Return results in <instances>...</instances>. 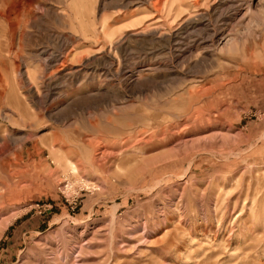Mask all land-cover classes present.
Listing matches in <instances>:
<instances>
[{
  "label": "rangeland",
  "instance_id": "obj_1",
  "mask_svg": "<svg viewBox=\"0 0 264 264\" xmlns=\"http://www.w3.org/2000/svg\"><path fill=\"white\" fill-rule=\"evenodd\" d=\"M80 1L0 0V264H264V0Z\"/></svg>",
  "mask_w": 264,
  "mask_h": 264
},
{
  "label": "bare ground",
  "instance_id": "obj_2",
  "mask_svg": "<svg viewBox=\"0 0 264 264\" xmlns=\"http://www.w3.org/2000/svg\"><path fill=\"white\" fill-rule=\"evenodd\" d=\"M85 1L86 0H82V1H80L79 2V4H78V9L79 10H82L83 8H84V3H85ZM240 1H242L243 2V0H240ZM112 2H114V0H112ZM125 2V0H121L120 1V3H124ZM141 2H143V3H148V4H150V7L152 8V10L153 11H157V3H154V2H156V1H154V0H141ZM225 2V0H222L220 3L221 4H223ZM238 6L236 7V8H238L239 7V4H237ZM216 8L214 7L213 8V10H215ZM151 12V11H150ZM198 14V13H197ZM133 15V13H121V15L120 16H118V17H116V18H113V22L114 23H118V22H120V21H122V20H125V19H128L129 17H131ZM76 17H78L79 18V24H80V26L83 28V29H85V22L88 20L87 18H86V16H84L83 14H82V12H76ZM78 18H76V20L78 19ZM206 20V18H205V13H201L200 12V14H198L196 17H193V16H191V15H189L188 14V16L187 17H185L184 18V16H183V18L181 17L180 19H179V25L176 27V29H175V31H174V33H170L169 35H168V37L167 38H163V33H161V32H159V29H163V28H165L164 26L165 25H167L165 22H163V24L162 23H160L159 22V20H155V22H157V23H155V22H152V23H148L147 24V22L146 23H143L142 25H140L138 28L141 30L140 32H138L137 31V35L139 36V37H133L134 36V32H132L131 34H133V36L132 35H126V39L124 38V41L122 42V41H120L121 40V37H116V38H114L115 37V33H117L116 31H114V29L111 27V25L110 24H108V23H103V24H101L100 25V27H98V26H96V24L97 23H95L94 21H92L91 23L92 24H94V28H95V32H94V34H95V40H93L94 42H96V44H97V48H95V49H92V50H90V51H88V54L89 55H94L95 53H98V51H101L102 52V50H103V48H102V46H104L105 44V42H103L100 38H104V39H106L107 40V43H109L108 45V47L109 48H111V49H109L110 51H108V55H100V57H98L96 60H95V58H94V63H101V64H106V63H109V64H112L113 63V61H114V59L116 60V56H115V52H118L119 54H121V55H123V54H125V52H126V50H127V48H128V46L129 45H132V43L133 44H135V43H142V42H144V41H147V39L148 40H152V42L154 43V42H156V43H160V42H169L173 37H175V36H177L178 34H180L181 32H186L188 29H190V28H194V27H196V26H199V25H202L203 23H204V21ZM130 25H132V24H130ZM129 25V26H130ZM118 30H120V31H122L123 29H118ZM194 30V29H193ZM116 35H118V34H116ZM136 35V36H137ZM146 36H148V37H146ZM125 37V36H124ZM150 42V41H149ZM104 44V45H103ZM105 47V46H104ZM129 49V48H128ZM86 55V54H85ZM64 58V57H63ZM58 61H60L59 63L63 66L65 63H66V59H61V55H57V56H55L54 57V61L52 60V62H48V61H44L43 63H44V70H49V69H51L52 70V67L54 66V64H56ZM53 62H54V64H53ZM92 63V62H91ZM114 64V63H113ZM56 66V65H55ZM54 66V67H55ZM59 66V65H58ZM57 66V67H58ZM61 66V67H62ZM65 66V65H64ZM110 66V65H109ZM112 66V65H111ZM60 67V68H61ZM122 68V67H121ZM126 70H128V69H126ZM71 71V70H70ZM69 71V72H70ZM110 71V70H109ZM47 73V72H46ZM123 73V72H122ZM45 74V73H44ZM48 75L47 76H45L44 77V75H42V78L44 77L45 79H43V82H41V85H42V83H44V86H45V88H47L48 90L50 89V86H51V83L55 80L54 79V77H53V71H51L50 73H47ZM65 74V73H64ZM124 74V73H123ZM122 74V75H123ZM58 76V75H57ZM52 77H53V79L54 80H52ZM2 78V77H1ZM41 78V79H42ZM57 78V77H56ZM3 80V79H2ZM42 81V80H41ZM35 90H36V88H35ZM52 90V89H51ZM48 92V91H47ZM11 94L12 93H10V91L8 92V93H4V91H2V93H0V98H2V97H4V98H6V99H11V101L13 102V100H12V97H11ZM37 94V93H36ZM44 94H45V92H44ZM47 95H48V93H46ZM6 97H5V96ZM38 95V94H37ZM44 97V96H43ZM24 100V99H23ZM11 103V102H10ZM16 102H15V100H14V102L13 103H11V104H15ZM17 104H19V103H16V105ZM16 105H14V106H16ZM12 113H13V111H11ZM14 114V113H13ZM20 115L22 116V118H20V119H23L24 118V114L23 113H20ZM18 116V115H17ZM57 152V151H56ZM56 152H55V155H56ZM58 154H59V152H57ZM61 157L60 158H62L63 156L66 158V162H67V164H68V166L70 167V169L72 170V167H73V165H72V162H71V160L68 158V155L66 154V152H62L61 153V155H60ZM56 157H57V155H56ZM58 158H59V156H58ZM74 170V169H73Z\"/></svg>",
  "mask_w": 264,
  "mask_h": 264
}]
</instances>
